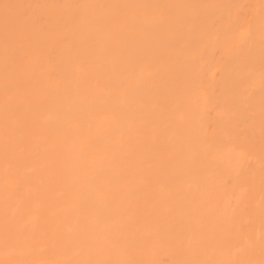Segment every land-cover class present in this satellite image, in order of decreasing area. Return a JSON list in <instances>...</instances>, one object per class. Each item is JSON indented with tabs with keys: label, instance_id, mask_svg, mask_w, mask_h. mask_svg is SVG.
Instances as JSON below:
<instances>
[{
	"label": "bare ground",
	"instance_id": "1",
	"mask_svg": "<svg viewBox=\"0 0 264 264\" xmlns=\"http://www.w3.org/2000/svg\"><path fill=\"white\" fill-rule=\"evenodd\" d=\"M0 264H264V0H0Z\"/></svg>",
	"mask_w": 264,
	"mask_h": 264
},
{
	"label": "snow or ice",
	"instance_id": "2",
	"mask_svg": "<svg viewBox=\"0 0 264 264\" xmlns=\"http://www.w3.org/2000/svg\"><path fill=\"white\" fill-rule=\"evenodd\" d=\"M5 7H7V5Z\"/></svg>",
	"mask_w": 264,
	"mask_h": 264
}]
</instances>
